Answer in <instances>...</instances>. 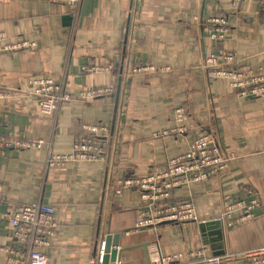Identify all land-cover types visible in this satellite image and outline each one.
Returning a JSON list of instances; mask_svg holds the SVG:
<instances>
[{
  "label": "crops",
  "instance_id": "0c3cea01",
  "mask_svg": "<svg viewBox=\"0 0 264 264\" xmlns=\"http://www.w3.org/2000/svg\"><path fill=\"white\" fill-rule=\"evenodd\" d=\"M220 13L228 16L230 31L216 41L193 17ZM0 31L5 42L36 43L33 49L0 53V89L10 92L0 98V133L43 142L40 149L0 148V245H12L13 207L43 202L55 206L58 224L45 249L49 264L94 260L100 238L115 233L120 264H150L158 254H181L166 264H188L189 251L201 247L207 255L227 257L264 246V96H241L226 79L207 78L203 66L207 55L225 50L244 68L264 69V0H241L235 13L229 0H80L73 7L52 0H0ZM141 63L171 70L127 75ZM83 65L111 69L81 71ZM42 76L72 96L48 118L29 90V79ZM119 80L118 101L110 94L79 98L88 88H117ZM176 108L183 109L187 130L155 135L175 126ZM114 116L108 166L106 159L47 164L52 154L71 151L86 124L105 127L101 137L108 142ZM201 133H212L221 151L235 158L221 175L172 192V200L192 201L196 220L132 231L142 207L139 192L125 188L113 194L112 186L127 175L163 170ZM245 186L259 198L256 218L223 226L216 218ZM207 222L212 225L203 226ZM0 264H6L3 254Z\"/></svg>",
  "mask_w": 264,
  "mask_h": 264
},
{
  "label": "built area",
  "instance_id": "2783aa9c",
  "mask_svg": "<svg viewBox=\"0 0 264 264\" xmlns=\"http://www.w3.org/2000/svg\"><path fill=\"white\" fill-rule=\"evenodd\" d=\"M66 3L70 7L77 6L80 0H52ZM241 0H229L230 11L235 13ZM193 19L203 33L216 41H223L230 31V23L225 13L210 17ZM5 35L0 31V53H11L22 49H33L35 41L20 39L16 42H5ZM203 66L209 79L223 78L229 85L238 90L241 96H264V69H247L242 67L241 59L232 51H218L205 57ZM111 65H93L81 67V71H109ZM170 67H157L149 63L134 65L127 75L166 72ZM29 90L36 99L40 112L45 117H51L57 109L72 96L64 87L49 77H32L29 79ZM116 95L115 87H96L80 91L79 98L94 99L103 95ZM10 92L0 89V98H6ZM185 118L183 109L174 111L175 126L157 131L158 134L183 133L187 126L182 122ZM105 127L98 124H86L82 132L75 138L69 152L52 154L47 161L49 166H62L74 162H95L106 159L108 142L101 134ZM43 142L26 137L12 136L0 133V148L24 150L40 149ZM235 158L233 152L223 153L212 133H201L194 137L187 150L168 159L161 171H149L144 175H127L119 179L111 188L113 194L121 193L125 188L138 190L141 209L132 227L137 230L142 227L153 228L164 221L187 222L196 220L195 208L190 199L172 200L171 194L177 188L188 187L192 184L219 176ZM0 183V193H1ZM244 194L226 203L221 215L216 218L223 226H233L256 218L259 198L253 188L245 186ZM9 234L12 239L9 245H0V254L6 259V264H49L45 249L51 245L57 236L58 224L55 219V206L43 202L16 204L9 214ZM128 233L129 231H125ZM117 249V248H116ZM106 253V236L100 238L96 259L87 257L79 264H101ZM181 254L156 255L150 264H166L174 261ZM188 264H264V246L244 251L240 256L207 255L206 248L189 251ZM121 261L117 260L116 264Z\"/></svg>",
  "mask_w": 264,
  "mask_h": 264
},
{
  "label": "water",
  "instance_id": "95a60500",
  "mask_svg": "<svg viewBox=\"0 0 264 264\" xmlns=\"http://www.w3.org/2000/svg\"><path fill=\"white\" fill-rule=\"evenodd\" d=\"M69 18H71L69 15L67 17H64L63 19L65 21H68ZM120 81L119 80V85L116 88V101H118L120 97ZM114 124H115V116L113 117V125L110 128V136L108 138V149H107V154H106V165L108 166L110 163V157L112 153V148H113V142H114ZM174 221H164V223H171ZM212 225L211 223H203V226H208ZM119 233L111 234L106 236V253L104 255L103 261L101 264H116L117 261V256H118V249H116L119 245Z\"/></svg>",
  "mask_w": 264,
  "mask_h": 264
}]
</instances>
